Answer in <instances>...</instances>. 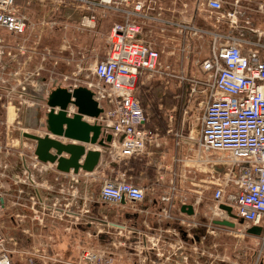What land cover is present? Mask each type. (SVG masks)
Listing matches in <instances>:
<instances>
[{
  "label": "built area",
  "instance_id": "1",
  "mask_svg": "<svg viewBox=\"0 0 264 264\" xmlns=\"http://www.w3.org/2000/svg\"><path fill=\"white\" fill-rule=\"evenodd\" d=\"M253 1L0 0V46L4 44L22 53L25 51L22 37L35 29L36 22L43 23L31 17V10L35 6L49 4L55 11L78 14V28L82 31L95 29L97 23L111 16L118 18L112 20L105 37L103 57L91 65L90 75L96 79V83L86 86L102 108L98 117H87L88 122L101 125L103 135H111L106 146L94 145L90 149L103 152L111 162L136 159L160 136L161 130L151 125L152 118L161 115L153 117L148 114L149 107L143 104L139 94V77L147 73L150 77L164 76L168 79L166 83L172 78L182 83L190 80L189 75L194 82L191 90L196 92L198 89L202 95V115L196 118L200 125L198 135H194L193 129L187 132L168 129L165 132L178 139L177 146H181L180 140L184 138L183 144H191L196 161L208 166L211 198L217 209L220 204L230 206L237 219L243 220L244 232L251 226L261 227L259 235L250 236L260 241L257 263L261 259L260 264H263L264 0L259 4L263 13L261 27L252 25L250 13ZM195 51L206 52L200 58H192ZM191 61L192 69H184V62ZM178 64L181 67L176 66ZM32 86L38 88V83ZM21 95L26 97L18 101L22 109H17L18 113L11 119L18 123L17 138H7L8 144L4 145L6 131L0 134V150L4 151L0 152L10 156L14 146L28 150L19 154L23 174L17 175L12 183L32 188L29 199L36 198L33 205L41 208L44 203L38 197H43L42 192L46 189L53 193L55 188L40 185L38 176L40 178L48 167L55 164L40 162L33 152L35 143L25 138L23 132H29L24 123L33 124L37 111L40 115L37 123H44L50 107L42 108L43 101L47 100L42 95ZM27 99H31V102ZM12 100L11 97L0 98V106L5 112L9 104L13 105ZM70 106L73 105L68 106L67 115L71 116L76 109L71 111ZM2 118L3 125L13 128L8 115ZM156 121L159 123L158 119ZM33 129L38 132L34 134L39 136L47 134L39 126ZM87 146L93 145H86V149H89ZM84 173L92 174L90 182L99 183L98 192H90L91 199L96 198L104 204L117 205L123 200L134 205L143 202L148 191L150 195L156 194L152 187L135 184L123 171L111 177L93 175V171ZM5 176L3 171L0 172V215L9 206L4 187ZM71 178L73 187L79 181ZM24 187L19 189L20 193L26 192ZM176 190V184L172 181L168 193L160 197L161 201L165 205L172 204ZM72 191L77 192L74 188ZM50 205L47 204L45 210L57 216L56 211L60 206L53 201L52 208ZM67 210L70 211V208L67 207ZM162 212L168 216L166 208ZM189 238L194 240L193 235H189ZM10 244L11 241L0 229V264H12L10 253L13 250L8 248ZM180 261L181 264H192L188 255H183ZM193 262L196 264L197 261ZM76 264H112V259L100 249L88 248L81 251Z\"/></svg>",
  "mask_w": 264,
  "mask_h": 264
},
{
  "label": "crops",
  "instance_id": "2",
  "mask_svg": "<svg viewBox=\"0 0 264 264\" xmlns=\"http://www.w3.org/2000/svg\"><path fill=\"white\" fill-rule=\"evenodd\" d=\"M24 125L30 133H38L32 122ZM11 130L9 125L5 126L4 145L8 144L7 138H17L18 133L14 136ZM176 141L178 139L170 133L160 131L154 145L126 162H111L101 152L93 175L111 177L123 171L135 184L155 190V195L148 191L145 200L134 205L127 201L109 205L91 199L93 184L97 183L99 188L98 182H90L92 174L82 170L78 175L61 173L54 165L40 178L38 176L40 185L55 188L53 193L46 189L43 197H38L44 203L40 208L33 205L36 198L29 199L28 188L12 183L17 175L23 174L19 154L28 150L14 146L11 155L5 156L1 149L0 172L6 175L4 187L9 206L0 215V229L11 241L8 248L13 250L10 253L12 264H76L81 251L88 248L105 252L112 264H181V258L187 254L172 247L178 245L175 238L181 231L186 232L183 242L198 245L200 260H208L207 249L214 250L212 245H219L214 231L223 227L213 224V220L227 216L212 201L208 166L196 161L191 144H183L184 138L180 140L181 146H177ZM175 158L178 161H174ZM71 177L79 181L73 187ZM172 181L177 190L172 204L165 205L160 197L168 193ZM22 187L25 193H20ZM52 201L60 206L57 216L44 208L47 204L52 208ZM183 204L191 205L194 213L181 212ZM165 208L168 216L162 212ZM189 235H193L194 240ZM170 237L174 242L169 241Z\"/></svg>",
  "mask_w": 264,
  "mask_h": 264
},
{
  "label": "rangeland",
  "instance_id": "3",
  "mask_svg": "<svg viewBox=\"0 0 264 264\" xmlns=\"http://www.w3.org/2000/svg\"><path fill=\"white\" fill-rule=\"evenodd\" d=\"M262 2L263 0H255L252 3L250 15L252 25L256 27L263 26V13L259 8ZM31 12L32 19L36 18L35 21L43 23L36 22L35 29L29 30L22 37L25 51L22 53L14 48L5 47L4 44L0 46V98L13 99V105L9 104L6 112L0 106V134L5 132L2 116L8 115L11 123L13 122L11 119L18 113L16 110L22 109L18 105L21 98H26L21 95L22 93L29 97L42 95L41 97L47 99V95L57 86L70 88L95 84L96 79L90 75L91 65L96 59L103 57L105 37L110 24L112 20H118L117 17L111 16L97 23L95 29L82 31L78 28V14L69 15L70 11H55L51 5L46 4L34 7ZM205 52L195 51L191 56L200 58ZM192 62H184L183 68L189 71L192 69ZM176 66L181 67L180 64ZM15 70L17 73H14ZM188 77L190 80L182 83L176 78L169 79L166 83L168 79L164 76L150 77L147 73L139 77V94L143 104L149 107L148 114L153 117L161 115L159 118H152L151 127H157L161 131L182 129L187 132L188 129H193L194 135H198L200 125L196 118L202 115V95L198 89L196 92L191 90L194 82L189 75ZM33 83L35 85L38 83V88L32 86ZM33 92L36 94H32ZM27 101L30 103L31 99ZM46 106V101H43L42 108L46 109ZM11 124L13 126L11 131L15 136L18 133V123ZM92 192H98L97 183L93 184ZM29 194H32V188H29ZM214 233L219 245H212L214 250L207 249L205 256L208 260H203L204 263L200 260L201 248L198 245L184 243L181 233L177 234V238L173 236L178 245L174 244L172 247L184 251L192 264H195L193 261H197L196 264H260L261 259L257 263L260 241L246 234L243 225H238L236 230L220 227ZM173 237H170L169 241L174 242ZM261 263L264 264V258Z\"/></svg>",
  "mask_w": 264,
  "mask_h": 264
},
{
  "label": "water",
  "instance_id": "4",
  "mask_svg": "<svg viewBox=\"0 0 264 264\" xmlns=\"http://www.w3.org/2000/svg\"><path fill=\"white\" fill-rule=\"evenodd\" d=\"M46 105L50 107V111L45 114L44 123H37L40 116L37 111L33 127L44 128L47 134L39 136L23 132L25 138L35 143L34 155L42 163L55 164L56 171L61 173L77 174L80 170L92 172L99 162L101 153L97 149H86V145L104 147L110 141L111 135H103L101 125L84 120V116L96 118L102 112V108L93 98L91 89L86 86L72 89L57 86L48 95ZM69 105L76 109L71 116L67 115ZM62 139L69 141L64 142ZM218 208L226 213L227 218L213 220V224L228 228L243 224V220L237 219L230 206L220 204ZM180 211L188 215L194 213L192 206L187 204L181 205ZM245 232L257 236L261 232V227L251 226ZM181 234L183 238L186 237L185 231H181Z\"/></svg>",
  "mask_w": 264,
  "mask_h": 264
},
{
  "label": "bare ground",
  "instance_id": "5",
  "mask_svg": "<svg viewBox=\"0 0 264 264\" xmlns=\"http://www.w3.org/2000/svg\"><path fill=\"white\" fill-rule=\"evenodd\" d=\"M74 108H75V107H73V106H70V107H69V109H70L71 111L75 110ZM85 118H86L87 121H89V118H87V117H85ZM27 133H28V132H27Z\"/></svg>",
  "mask_w": 264,
  "mask_h": 264
},
{
  "label": "flooded vegetation",
  "instance_id": "6",
  "mask_svg": "<svg viewBox=\"0 0 264 264\" xmlns=\"http://www.w3.org/2000/svg\"><path fill=\"white\" fill-rule=\"evenodd\" d=\"M237 226H238V224H236V227H235V228H233V229H235V230H236V229H237Z\"/></svg>",
  "mask_w": 264,
  "mask_h": 264
}]
</instances>
